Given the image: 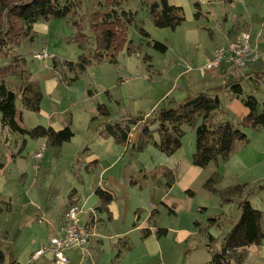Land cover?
Here are the masks:
<instances>
[{"label":"rangeland","instance_id":"rangeland-1","mask_svg":"<svg viewBox=\"0 0 264 264\" xmlns=\"http://www.w3.org/2000/svg\"><path fill=\"white\" fill-rule=\"evenodd\" d=\"M73 1L77 3L70 14L36 21L31 32L32 39L23 37L19 44L13 46V53L20 54L25 61V64H16L22 75L5 77L1 74L8 85L18 91L15 107L21 116L22 127L29 129L37 124L48 125L50 121L70 120L73 131V136L64 143L60 154L57 148L48 141L45 143L41 137L15 133L3 126L0 120V162L3 164L0 169V248L4 252L3 264H16L22 254L21 250H15L16 243L11 241V237L12 226L18 219L17 209L23 198H28L34 204L50 200L51 207L56 209L71 188L86 197L90 193L89 186L96 182L114 192V199L123 210V220H110L107 215H100L102 221L98 223L94 236L88 239L85 257L79 260L74 252H70L69 264L208 262L212 252L220 249L224 236L239 218V192L234 190L232 180L224 175L219 182L206 181L214 165L209 162L199 175L190 177L188 184L183 183V179L175 183L166 196L174 200V212H169L170 205L152 197L153 193L158 198L165 195L163 178L162 183H154L144 178L141 171V168L149 170L159 162L168 163L169 158L154 148L152 140L137 148L140 144L139 130L143 119L154 116L159 107L179 104L200 90L203 72L196 62L199 51L209 54L213 48L226 44L227 34H236L237 37L247 33L251 39H264V0H168L183 9L184 20L175 28L154 24L149 8L158 0H128L123 6L133 16L127 25L129 45L124 43L118 50L116 62L107 58H90L82 71L71 69L66 61L76 64L80 55L90 54L94 40L89 18L103 7L101 0ZM74 23L80 24L81 32L86 36L81 40L84 46L75 39L78 30ZM205 25L211 27L212 34L200 28ZM140 27L146 31V35L140 32ZM156 41L166 46L164 51L153 45ZM42 48L55 57L44 60L33 58V52ZM256 51L264 57V40L260 46H256ZM54 63L58 66L55 70ZM255 64L253 67L257 68V73L247 74L243 77L245 79H236L243 89L239 96L230 94L222 83L233 81L232 73L225 77L221 75V83L219 79L211 80L215 87L205 92L217 95L220 100L223 112L216 114L217 119H226L232 114L237 117L239 112L234 111L237 108L235 103L243 105L242 97L248 94L256 98L260 109V103L264 100V60ZM24 67L40 89L38 111L24 107L20 99L18 85L23 84V80H30ZM55 76L61 77V82L49 95L45 84ZM188 92L193 94L186 98ZM99 104H104L108 113L100 112ZM122 120L124 124L131 125L127 143L129 150L121 162L106 168L109 165L107 159L112 160L109 152L101 153L99 160L88 156L90 151L104 150V146L94 140L96 134L103 135L100 133L103 126ZM133 120L136 122L133 123ZM156 126L155 122L149 126L153 129L154 140H158ZM182 129V144L177 153L191 162L195 150V126L184 124ZM43 143L46 145L44 156L39 160L35 158V153ZM128 160L135 169L129 167ZM122 162H125L124 169L121 168ZM128 172L138 179L141 188L129 184ZM226 187L229 189L224 193ZM244 193L258 209L264 211V187L251 184ZM9 205L11 211L7 210ZM152 208L158 210L156 224L167 228L168 234L160 238H142L139 230L132 231L135 215H139L136 224L142 223ZM51 214L59 218L55 212ZM149 227L154 226L150 224ZM31 231L25 228L22 233V228L19 229L18 234L22 233L21 243L30 238ZM121 232L125 233L120 235ZM124 235L131 247L121 249L116 256L118 247L113 241ZM182 235L184 237L180 238ZM41 264L52 262L44 260ZM229 264H264V249L257 245L242 246Z\"/></svg>","mask_w":264,"mask_h":264},{"label":"trees","instance_id":"trees-1","mask_svg":"<svg viewBox=\"0 0 264 264\" xmlns=\"http://www.w3.org/2000/svg\"><path fill=\"white\" fill-rule=\"evenodd\" d=\"M127 1H100L103 9L93 12L89 18L94 40L92 50L88 56L80 55L76 64L66 61L71 69L84 70L90 58L95 60L107 58L111 62H116L118 50L124 43L127 45L130 43L127 25L133 20V16L131 11L124 10L123 5ZM76 3L77 1L73 0H0V120L3 126L15 133L30 137H45L46 141L53 144H60L73 136L69 125L57 131L41 125L29 129L22 127L20 125L21 116L15 107V100L19 96L18 91L11 88L4 78L7 75H22L16 64H23L25 61L20 54L13 53V46L19 44L23 37L29 36L32 39L33 24L49 17H65L73 11ZM149 14L154 24L159 27L175 28L184 20L182 7L171 4L168 0L153 2L149 8ZM74 24L77 25L78 30L75 39L81 42V46H84L81 40L86 36L81 32L80 24ZM140 32L146 35L142 27H140ZM153 45L161 51L166 48L158 41ZM56 67L58 66L54 63L53 68L56 69ZM222 69L226 68L222 66ZM19 86L23 106L38 111L41 95L39 90H36L37 83L28 79L23 80V84L20 83ZM226 87L233 95L239 96L243 93L238 81L233 80L227 83ZM242 102L248 112L240 119L228 116L226 119H217L216 114L223 112L220 108V100L217 95L212 96L205 91L197 92L174 106L159 107L154 116L143 119L139 130L140 144L137 148H142L144 143L152 140L153 145L159 151L170 155L181 146V138L184 134L182 126L187 124L195 126V150L191 156L193 165L205 167L218 156L226 158L237 143L246 141L247 135L242 128L264 126V100L260 103V109L258 101L251 94L242 97ZM98 109L104 114L108 113L104 104H99ZM154 122L157 125L158 140L152 138L153 129L149 127ZM130 129L131 125L124 124L122 120L105 124L100 133L112 137L118 143L125 144ZM234 190L239 192L241 187L236 186ZM95 192L102 203L109 202L113 198V193L109 190L97 187ZM238 207L240 209L239 218L224 236L220 249L212 252L206 264H229L240 247L260 245L264 241V227H262L264 211L254 208L246 198L238 201ZM161 230L165 229L160 228L157 232L160 233ZM3 262L4 253L0 249V264Z\"/></svg>","mask_w":264,"mask_h":264},{"label":"crops","instance_id":"crops-1","mask_svg":"<svg viewBox=\"0 0 264 264\" xmlns=\"http://www.w3.org/2000/svg\"><path fill=\"white\" fill-rule=\"evenodd\" d=\"M172 4L180 6L177 3H172ZM34 24H33V28H34ZM44 26L45 25H43V27ZM200 28H204L208 30L210 34H212L211 27H208L205 25V26H200ZM234 37H236V34H227L226 41L228 42ZM250 39H251V36H250ZM262 40L264 39L262 38L251 39V42L255 45V48H256L257 45L260 46V44L262 43ZM212 50L209 52V54H205L199 51L198 58L196 60L197 66L201 67L202 65H204V63L210 58ZM261 60H264V57L261 56L257 62ZM253 65H256V64L255 63L250 64L243 70L242 68L225 70V69H222V67L205 70L202 73V81H201L202 83L199 86L200 90H197L195 94L200 91H207L211 88H214L215 84L214 82H211V80L215 81L219 79L221 83V75L225 77L232 73L234 76V80L236 81V79L246 77L247 74L254 73V72L257 73L256 71L258 70L257 68H254ZM25 67H24V70L27 71ZM29 78H30V81H32L33 78L30 75H29ZM59 78L61 80V77L55 76L46 81L45 88L49 95L59 87L60 82H61ZM205 82L207 83L205 84ZM226 82L227 81L222 82L224 86H226ZM225 89L230 94L233 95V93L229 91L228 87H226ZM38 90L40 93L39 87H38ZM192 94H193L192 92H188L187 94L188 96L186 95V98L190 97ZM235 105L237 106V108L234 109V111L239 112V115L237 117L234 116L233 114L229 116L235 119H240L244 115L247 114L248 109L244 104L240 105L239 103H235ZM38 125H41L44 127H51L53 130L57 131L63 128L65 125L70 126V120L69 121H59V120L50 121L48 125L37 124L32 127H35ZM32 127H29V128H32ZM243 131L247 135L246 141L237 143L235 145L234 150L231 152V154H229L228 157L221 158L220 156H218L215 160L211 161L212 164L214 163L213 170L209 173L210 175H208V178L206 179V181L207 180L208 182L214 181L216 183L221 180V177L223 178V175L226 176L227 178L232 180L233 182L232 185L234 186V188L236 186L241 187V190L239 191V195H240L239 200L246 198L254 208H257V206L253 204L251 198L249 196H245L244 192L245 190L249 189V185L251 184H258L259 187H264V126H261L259 128L245 127L243 128ZM41 138L46 143V138L45 137H41ZM95 139L99 143L100 146H104V150L99 151V152L90 151L91 154L88 157L90 158L95 157L94 160H99V158L101 157V153L104 154V152H109L110 153L109 155H111L112 160L107 159V161L109 162V165L106 166V168H109L111 166L113 167L119 162H121L120 160L125 156V154H127L129 150L128 145H127V143L129 142V137H128L127 142L123 146H121L118 142H116L110 136H103L100 134H96L94 140ZM67 141L68 140H65L61 142L60 144H53V143H50L49 141L48 142L51 145H53V147L57 148L61 154L63 151L64 143ZM58 150L56 151L57 154H59ZM177 152H178V149L174 153L167 155L169 158L168 163L166 161L164 163L159 162L157 165L153 166V168L149 170L144 167L141 168V171L143 170V177L146 179L153 180V182L157 181L159 183H162L161 178H163L166 184L165 195H162L160 196V198H158L157 196H154L155 193H153L152 197L159 199L158 201L160 203H164L167 206L170 205L169 212H174V208L172 206V203L174 200L171 197H166V196L167 194H170L172 188L175 186V183H178L180 182V180L183 179V183L188 184L191 180L190 177L199 175V173L202 172V168H205V167H198V166L191 164L190 160H188L186 157L179 155ZM157 158H160V155H157ZM128 163H129V167H132L134 169L136 168L135 166H132L130 164V160H128ZM2 166L3 164L0 162V169L2 168ZM124 167H125V162H122L121 168L124 169ZM128 182L131 186L139 185V187L141 188V184H138V179L133 178L131 173L129 172H128ZM98 184L100 183L96 182V183H92L89 186L90 193L86 197H83L82 194H79L74 188H71L67 196L66 197L64 196L61 198V200L59 201L58 207L56 209H53L54 207H51V204L49 203L50 200L43 204H40V203L34 204L30 202L28 198H23L21 200V204L19 208L17 209V213H16L18 216L17 217L18 219L14 226H17V227L14 230V226H12L13 233H12L11 241L16 243V247H15L16 251L17 250L22 251L21 257L20 258L18 257V260L21 262L17 260L16 264H39V263L41 264L44 260H48V262H52V264H56L54 262L52 253L49 250L45 249L44 252L38 256H34V252L41 247L48 246L49 237L58 232L59 228L64 222L66 208L71 203H75L81 206L82 208V213L80 214L81 221L82 223L87 224V226L89 227L90 229L89 237L94 236L95 234L94 232L96 230L98 223L102 221L101 216L107 215L108 219L110 220H116V219L123 220V210L116 203V200L114 199L115 198L114 192L110 189H107L108 187L102 186L101 184L98 185ZM99 186L100 188L109 190L113 193V198L109 202L102 203L100 201L98 195L95 192V189ZM228 187H231V184H228ZM228 189L229 188L226 187L223 192L225 193ZM220 192H221V187H220ZM11 209L12 207L11 205H9L7 207V210L11 211ZM92 210L94 211V214L90 215V212ZM0 211H1V207H0ZM51 212H55V214H57L59 218L58 219L54 218ZM157 215H158V210L156 208H152L146 220L142 223L139 222L136 224V222H138V219H139V215L138 213H136L135 220L133 222L134 228L132 229V231L136 229L139 230V233L142 234L143 236L142 238L147 237V236L151 238L154 236H156V238L166 236L168 234V229L165 227L158 226L156 224ZM150 224L154 227L152 228L149 227ZM21 228H22V233L25 228H30L32 230L30 233V238L26 240L24 243H21L22 238L20 236L22 235V233L18 234V231ZM160 228L161 229L163 228L165 230L164 231L161 230L162 232L158 233L157 230ZM124 233L125 232H121L120 235ZM183 237L184 235L180 236V238H183ZM113 244L118 247L116 256L119 255V253L121 252V249L127 250V249H130L131 247L126 235L120 236L114 239ZM257 246L264 249V241H262L261 244ZM70 252H74L79 260H81L80 258L83 259L86 255V252L83 253L81 252V250L77 248H69L65 251V254L68 257L67 264L70 263V258L68 255Z\"/></svg>","mask_w":264,"mask_h":264},{"label":"built area","instance_id":"built-area-1","mask_svg":"<svg viewBox=\"0 0 264 264\" xmlns=\"http://www.w3.org/2000/svg\"><path fill=\"white\" fill-rule=\"evenodd\" d=\"M32 57L39 60L51 59L54 54L48 53L46 48L35 51ZM261 56L258 55L255 45L250 40V35L245 33L237 36L224 45L215 47L210 58L200 67L201 73L219 67L226 69H241L244 66L256 63ZM46 145L43 143L40 150L35 153V158L40 159ZM81 206L72 203L65 211V219L58 232L49 237V244L41 247L34 252L38 256L45 249L52 253L56 264H67L68 257L65 251L69 248H77L81 252H86V244L90 236V229L87 224L82 223L80 214ZM94 211L90 212L93 215Z\"/></svg>","mask_w":264,"mask_h":264}]
</instances>
